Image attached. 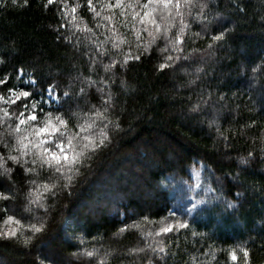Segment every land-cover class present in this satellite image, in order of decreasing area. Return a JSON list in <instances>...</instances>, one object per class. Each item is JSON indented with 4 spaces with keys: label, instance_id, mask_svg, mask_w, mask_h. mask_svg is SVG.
Instances as JSON below:
<instances>
[{
    "label": "snow or ice",
    "instance_id": "1",
    "mask_svg": "<svg viewBox=\"0 0 264 264\" xmlns=\"http://www.w3.org/2000/svg\"><path fill=\"white\" fill-rule=\"evenodd\" d=\"M10 3L26 7L30 0H10ZM230 3L235 10L245 11L243 0H230ZM8 6L9 0H0V8ZM53 6L58 19L52 29L56 40L72 44L81 56L87 57L89 73L98 78L80 72L75 76L59 70L53 73L51 69L44 77L39 74L38 67L26 71L23 65L0 76V242H12L29 250L37 241L47 247L50 226L57 218L60 225L74 223L67 215V208L82 188L98 181V177V182L107 187L111 197H118V182L115 178H102L99 163L113 151L120 136L131 131L132 125L125 129L121 115L116 113L119 97L114 89L125 93L133 90L135 86L125 79L132 64L152 59L154 71L163 75L166 71L181 70L190 77L187 85H195L206 75L204 58L213 60L232 31L225 25L223 14L213 7L212 0L42 2L45 11ZM84 7L92 15L94 27L79 14ZM193 23L198 31L191 32ZM71 28L83 33V40L75 32L62 33L63 29ZM190 32L195 38L191 41ZM100 36L104 39H99ZM197 40L206 41L205 47L188 46L189 42L195 44ZM197 53L202 54L199 60ZM5 63V55L0 54V64ZM192 64L197 66L193 69ZM70 67L75 70L74 64ZM97 68H102L103 74L96 73ZM258 69L264 70V59L252 68L254 77ZM13 79L16 83L8 87ZM176 87L179 90L186 85L180 83ZM97 94L99 100L93 102L91 97ZM189 101L191 112L210 116L209 128H215L217 138L228 148L231 141L241 137L247 139L248 133L258 127L257 120L248 119L242 124L237 121L235 128L231 122L224 128L219 109L231 103L224 93L217 96L209 88L205 94L202 88L195 102H191V96ZM209 108L213 109L211 113ZM251 139V148L245 155L236 157L241 172H246L253 163H264V128L259 130V137ZM182 171L189 174L186 169ZM206 171L208 177L203 184L201 173H196V187L203 194L197 192L186 202L187 207L165 203V214L158 221L147 214L139 216L135 211L121 213L127 222L121 221L112 235L138 232L143 240V246L126 248L124 255L134 256L139 261L144 254L143 264H167L168 256L176 254L169 248L173 243L170 237L178 239L182 233L201 238L208 235L207 231L198 230L201 213L217 209L221 216L231 215L242 207L247 189L241 190L243 182L239 180V173L232 177L236 191L234 198L229 199L224 194L222 179L232 174L210 179L213 170L206 166ZM18 172L23 174L24 211L31 213L29 216L18 215L16 211L17 192L21 191L15 179ZM132 216L138 219H131ZM155 225L159 226L153 227ZM65 235L75 241L73 251L66 258L55 259L54 253L46 254L41 248L33 264H83L85 258L95 264H111L116 249L105 248L100 243L102 238L90 236L78 225L70 232L65 229ZM254 243L255 239L250 236L229 246L224 250L225 264H252L250 245ZM259 247L264 248V236H260ZM216 252L217 249L209 247L200 255L214 261ZM191 260L192 264H205L196 256Z\"/></svg>",
    "mask_w": 264,
    "mask_h": 264
},
{
    "label": "trees",
    "instance_id": "2",
    "mask_svg": "<svg viewBox=\"0 0 264 264\" xmlns=\"http://www.w3.org/2000/svg\"><path fill=\"white\" fill-rule=\"evenodd\" d=\"M42 2L30 0L28 6L19 7L12 6L9 0L8 7L0 8V54H4L7 61L0 64V76L23 65L26 71L38 67L39 74L44 77L51 69L53 73L59 70L75 76L80 72L98 78L89 73L87 57L81 56L72 44L56 40V33L52 30L58 22L55 6L45 11ZM74 2L76 0H70V3ZM81 2L86 4V0ZM243 4L245 11L239 12L230 0H212L213 7L223 14L225 25L232 31L213 60L204 58L206 75L195 85H187L190 77L181 70L175 73L166 71L161 75L154 71V60L146 59L134 62L127 70L125 79L135 86L132 91L125 93L114 89L119 97L116 113L121 115L125 129L129 125L132 128L120 136L113 151L99 163V171L102 178H115L118 182V197L113 199L107 187L98 182V177V181L84 186L67 208L73 224L60 225L57 218L50 226L45 242L47 247L39 241L30 250L12 242H0V264H33L41 248L46 254L54 253L55 259L66 258L73 251L75 241L67 238L65 229L70 232L77 225L90 236L102 238L100 243L105 248L116 249L111 264H143L144 254L139 261L123 254L126 248L143 246L138 232L112 235L121 221L127 222L121 213L135 211L139 216L147 214L158 221L165 214V203L187 207L186 202L201 192L196 187L197 172L201 173V184L206 183V166L213 170L210 179L232 174L222 179L224 194L229 199L234 198L236 191L232 177L239 173V180L243 182L241 190L247 189L242 207L231 215L221 216L217 209L201 213L198 230L207 231L208 235L201 238L182 233L178 239L170 237L173 243L169 248L176 254L168 256L167 264H192L193 256L205 264H225L224 250L250 236L255 239L250 245L251 262L264 264V248L259 247L260 236H264V163H253L246 172H241L236 163V157L245 155L251 148V137H259V130L264 128V70L258 69L255 77L252 73V68L264 59V0H243ZM79 14L89 26H95L86 7L80 9ZM69 31L83 40L84 34L75 28L63 29L62 33L67 35ZM195 31L198 27L193 23L191 32ZM191 32L188 33L190 41L195 39ZM206 43L197 40L195 44L189 42L188 46L204 48ZM201 56L197 53V60ZM73 64L75 70L70 67ZM196 66L191 65L193 69ZM96 73L103 74L102 68H97ZM13 83H16L15 79L8 87ZM180 83L186 87L178 90L176 86ZM202 88L205 94L209 88L217 96L224 93L231 102L230 106L219 109L220 123L224 128H228L230 122L235 128L237 121L242 124L248 119L257 120L258 127L248 133L247 139H235L230 148L226 147L225 142L217 138L215 128H209L210 116L190 111L189 97L195 102ZM91 99L97 102L99 95ZM224 103L228 104L227 101ZM212 111L208 109L209 113ZM228 112L231 115L226 116ZM15 179L21 187L17 192V214L29 216L31 213L24 211L23 174L18 172ZM97 200L99 203L95 204ZM131 219H138V216ZM209 247L217 249L214 261L200 255ZM83 264H95V261L85 258Z\"/></svg>",
    "mask_w": 264,
    "mask_h": 264
},
{
    "label": "rangeland",
    "instance_id": "3",
    "mask_svg": "<svg viewBox=\"0 0 264 264\" xmlns=\"http://www.w3.org/2000/svg\"><path fill=\"white\" fill-rule=\"evenodd\" d=\"M149 192V191H148Z\"/></svg>",
    "mask_w": 264,
    "mask_h": 264
}]
</instances>
